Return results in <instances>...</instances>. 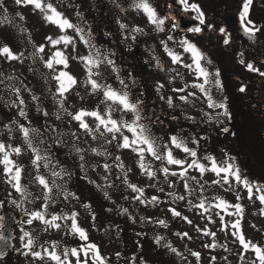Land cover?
I'll use <instances>...</instances> for the list:
<instances>
[{
    "label": "flooded vegetation",
    "instance_id": "1",
    "mask_svg": "<svg viewBox=\"0 0 264 264\" xmlns=\"http://www.w3.org/2000/svg\"><path fill=\"white\" fill-rule=\"evenodd\" d=\"M135 2L45 0L84 30L79 34L72 29H59L46 21L43 14L31 5H17L15 0L0 2V48L8 46L11 50H20L15 53L20 57L17 65L6 62L0 71V142L8 146L10 158L23 167L21 185L26 190V195L17 192L7 182L9 176L4 172L3 164H0V237H4L0 239V264H55L49 259L39 260L31 253L27 256L23 254L28 251L24 244L29 238L21 239L24 231L29 232L35 240L36 251H43V248H51L55 244V250L62 254L65 248L94 243L106 264H188L184 260L185 254L179 249V244L187 241V236L183 234L191 237L192 232L186 229L187 225L202 224L208 226L205 233L217 235L221 231L216 226L227 224V234L235 232L236 235L231 236V249L227 245L221 247L226 248L224 253L232 260L234 257L243 259L248 252L239 242L241 231L250 241L248 225L259 230L253 237L258 236L259 241L263 240L264 234L259 228L264 225V204L258 199V202H251L247 189L243 184H237L234 178L229 177V185L221 179L223 173L217 176L208 171L200 175L193 168L188 169L186 177L165 176L158 169L168 167L170 172H179L180 167L155 160L145 153V164L150 171L156 172V176L150 179L139 167L138 154L130 149L118 148L115 141L107 143L111 136L103 127L91 134L80 128L79 122L72 120L68 113L98 109L105 114L109 106L102 105L104 97L101 92L93 94L91 86L85 85L88 68L83 61L73 58V45L65 47L62 42L53 47L46 37H73L77 54L95 56L96 49H99L103 54L99 59L107 57L115 61L119 79L117 72L112 70L113 66L106 63L101 64L99 69H93L101 73V76L93 78L99 83L111 84L117 91L123 89L119 80L125 81L128 87L124 90L129 91L134 100L143 102V123L148 125L153 136L159 138L162 151L165 144L172 147L169 137L176 135L186 142L187 147L197 152L198 158L206 166L210 167L211 161H205L204 157H215L218 165L232 163L239 167L242 177L253 185L264 186V182L256 177V170L251 167L253 159L264 160V76L249 71L245 64L240 63L243 59L264 71V3L253 0L249 16L242 23L239 14L243 0H188L189 4H198L205 14L202 32L194 34L187 32L186 28L199 24L194 19L197 13L191 10L185 12L177 0H149L159 16L175 17V20L165 21L163 32L156 30L142 10L133 7ZM247 20L261 29L251 38L243 30ZM173 23H178L179 27L172 28ZM121 24L128 27L122 29ZM206 25L212 27L207 28ZM137 27L143 29V34L131 32ZM220 28H224L227 35L222 34ZM81 35L83 40L80 39ZM133 35L135 39H132ZM169 35L174 40L168 41V47L180 53L186 63H191L190 54L185 53L178 42L187 37L195 43L206 57L201 61L202 65L210 73L219 71V81L223 87L218 88L211 82L206 85L207 93L193 88V83H203V80L198 81L196 75L181 64L172 63L161 45V41L167 40ZM224 39H228L229 43L224 44ZM84 40L89 44H85ZM42 44L45 51L39 52ZM90 45H95V48ZM57 50L68 58L66 70L77 80V84L64 97L57 93L58 83L53 78L56 73L45 66V62ZM0 54L7 57L2 52ZM208 60H211L210 64ZM56 68L62 70L63 65ZM159 85L163 87L158 91ZM241 87L245 91L241 92ZM16 88L21 89L20 93L15 92ZM180 88L184 91H174ZM33 96L38 99H32ZM181 96H188V100H181ZM209 96L216 103L226 104L231 118L224 115V109L210 107ZM21 98L25 100L23 105L19 104ZM169 98L172 106L167 103ZM111 109L115 119L123 118L129 122L134 119L130 112L121 113L117 105L111 106ZM21 111L26 115H21ZM44 112L48 115L44 116ZM57 115L60 119L56 118ZM84 120L95 129L97 121L93 117L86 116ZM21 126L29 129L33 147L41 149L42 155L47 154L53 161L59 162L56 171L66 170L61 172V176L54 177L51 167H44L45 161H41L39 174L45 176L52 188L50 200L44 199L45 190L35 179L37 169L30 163L35 154L28 146ZM225 127L228 132L223 131ZM33 129L38 134L32 132ZM124 131L131 138L132 134ZM12 148H20L21 153L12 152ZM77 148L81 151L77 152ZM173 155L189 162L193 159L175 148ZM105 163L111 165L107 171L103 167ZM121 163L123 169L118 166ZM192 177H196L200 183L193 181ZM213 180L221 182L213 184ZM185 182L188 188H185ZM130 184L144 190L140 199L134 198L140 194L133 192ZM189 189L192 190L191 195ZM69 193L75 194L74 197ZM170 193L174 201L170 200ZM153 196L159 197L161 202L155 205L150 203ZM181 196L184 199H178ZM220 199L241 205L243 211L234 207H229L227 211L215 208ZM201 200L209 208L207 212L193 207ZM45 203L49 204V214L70 216L75 212L77 223L86 230L89 240L81 241L78 235L72 234L69 220L57 221L61 228L49 227L47 231L44 230L47 226L39 221L22 223L30 218L29 213L42 210ZM170 208H175L181 216H174ZM183 217H187L191 223ZM161 220L165 223H158ZM236 221L240 223L239 229L231 227ZM180 222L185 225L184 229L178 226ZM221 237L229 238L226 235ZM68 259L76 264L74 257L69 256Z\"/></svg>",
    "mask_w": 264,
    "mask_h": 264
},
{
    "label": "snow or ice",
    "instance_id": "2",
    "mask_svg": "<svg viewBox=\"0 0 264 264\" xmlns=\"http://www.w3.org/2000/svg\"><path fill=\"white\" fill-rule=\"evenodd\" d=\"M262 3H264V0H261ZM15 3L17 5H31L35 9H38L41 14H43L44 19L54 25H56L61 30H68L72 29L76 33H82L84 30L80 28L78 25L73 24L69 19L64 17L63 13L59 12L56 7L53 6L52 3H45V0H15ZM177 3L179 5L183 6V10L185 12L191 10L197 13L195 16V20L199 22L196 26H189L186 28L187 32H191L194 34H199L202 32V27L205 25V14L201 10L200 6L198 4H189L188 0H177ZM253 4V0H243L242 4V10L240 11L239 18L240 21L243 23L246 18L249 16L250 8ZM119 6V5H118ZM133 7L137 10H142L143 13L147 16L148 21L155 26L156 30L163 32L166 20H175V17H161L158 15L156 8L152 6V4L149 3V0H136V2L133 4ZM171 7V5H169ZM79 15V13H78ZM248 25H251L249 27ZM120 27L122 29H126L128 26L126 24H121ZM172 28H178V23H173L171 25ZM207 28H211L212 25H206ZM244 32L249 35V37H254L256 32L261 31L260 28H257L255 24L251 20H247V23L244 25L243 28ZM219 31L227 35L224 28H220ZM132 33H141L143 34V29L141 28H133L131 29ZM136 37L133 35L132 39H135ZM80 39L83 40V36H80ZM46 40L55 47L56 45L64 43L65 47H67L68 44L73 45V52H74V59H79L83 61L87 68H88V78L85 81V85L91 86V92L93 94L101 92L103 94V101L102 103L111 101L113 105H117L119 107V110L123 114L132 113L134 119L129 122L121 119H114L112 116V109L111 106H109L108 110L105 114H101V112L97 110H91L87 111L85 109H80L75 113H68V115L71 117L72 120L79 122V127L82 128L85 132L91 134L93 131H100V128L103 127L105 132L110 134L111 139L107 140V143L111 144L113 141L116 142L117 147L121 149H130L133 153L138 154L139 156V167L140 169L144 170L149 178H154L156 176V172L150 171L148 166L144 162L145 153L150 154L152 158L155 160L164 162L166 161L168 165H175L179 166L181 171L175 172L169 170L168 167H163L158 169V171H161L164 173L165 176H187L188 169L193 168L197 169L200 175H203L205 172L211 171L212 173H215L217 176H220L222 173L224 174L221 179L225 184H231V181L229 180V177L234 178L235 182L237 184H243L244 188L247 189L249 193V200H252L253 198V188L256 189L257 199L260 201L261 204H264V186L260 185H253L250 181H248L246 178L242 177L239 167L235 166L232 163H227L225 166H220L216 162L215 157H204L205 161H211V166H206L205 163H202L200 159L198 158V154L195 150L190 149L186 146V142L182 138H178L176 135H173L169 137V143L172 147H169L168 144L163 145V151L161 150V144L158 142L159 138L153 136L151 133L150 128L147 124L143 123V120L145 119L141 114V108L143 102L139 99H133L129 95V91H126L124 89H127V84H125V81L120 79L119 83L123 85V89L120 91H117L112 87L111 84L108 83H99L97 79H94L93 77H99L101 76V73L99 71H93V69H99L101 64H108L113 66V71L117 72V79H119L118 76V69L115 68V61L108 59L107 57H104L103 60L99 59L100 56L103 54L100 52L99 49H96L95 56H83L76 53L75 48V41L73 37L70 36H62L57 39H53L51 36L46 37ZM174 40V37L169 35L167 40H162L161 45L163 46L165 52L170 56L172 63L174 64H181L184 68L192 71L196 75V79L203 80V83H193L191 86L193 88H198L201 92L207 93L206 85L214 82L215 85L218 88H222L223 85L219 81L220 73L219 71H216L215 73H210L206 67H204L201 63L202 60H205V54L197 47L195 43H193L191 40H189L187 37L181 39L178 43L180 47L183 49L185 53L190 54L191 63L184 62L183 57L180 53L175 52L174 50L170 49L168 47V41ZM85 44H89V41L84 40ZM224 44H228L229 40L224 39ZM90 47L95 48V45H90ZM39 52L45 51V45H40ZM0 52L5 54L9 59H19L20 57L16 54H14L10 47L4 46L3 48H0ZM207 63H211V60H208ZM240 63L245 64L246 68L249 71L258 72L259 75L264 76V71H260L259 68L254 67L252 63H246L243 59H241ZM57 65H63L62 70H57ZM45 66L52 70V72L56 73L54 75V79L58 83L57 87V93L64 97L65 93L69 92L71 88L77 84V80L74 76H72L66 69L68 68V58L63 54V52L57 50L53 53V55L45 62ZM157 66L160 67L159 61H157ZM179 75V74H177ZM163 85H159L157 90L159 91V88H162ZM241 92L245 91L243 87L239 89ZM21 89L16 88L15 92L20 93ZM174 91L177 92H183L184 89H174ZM78 95V93H77ZM189 95H195V93H190ZM32 99L36 100L38 99L36 96H33ZM83 99V97H81ZM163 99V97H161ZM181 100L187 101L188 96H181ZM210 103V107L214 108H222L224 109V115L231 118V114L228 112L227 105L224 103H216L212 101L211 96L208 97ZM167 103L169 106H172V100L171 98L168 99ZM19 104L23 105L25 104L24 99H19ZM21 115H26L23 111H21ZM44 116H47L48 113L44 112ZM93 117L95 121H97V124L95 126V129L93 127H90V125L84 120V117ZM57 119H60V116L57 115ZM23 130V134L25 139L28 142V146L32 148V151L34 152V158L31 159L30 163L31 165L35 166L37 169V176L35 179L38 181L40 185L43 186V189L45 190V200H50L51 196L49 194L52 193V188L49 186L48 180L45 178L44 175L39 174V168L41 167V161H45L44 167H51L52 169V176L59 177L61 176V172H64L66 170L61 169V171H56V165L59 163L58 161H53L47 154H41V149L37 147H33L32 145V136L30 135V131L27 127L21 126ZM131 133V138L125 134V131ZM224 132H228V128L225 127L223 129ZM32 132H37V130L33 129ZM38 134V132H37ZM73 136H75V133H72ZM101 135H104L103 132H101ZM95 139V136L92 137ZM78 139V137H77ZM43 141H41L42 143ZM195 143H198V141H194ZM173 148L182 150L184 153L187 154L188 157H192L191 161L189 162L187 159H178L173 155ZM77 152H80L81 149L77 148ZM95 152V149L92 150ZM12 152H15L16 154L21 153L20 148H12ZM0 154H2V159H0V164H3L4 166V172L9 176L8 183L12 184V186L15 188L17 192H20L21 195H26V190L22 188L21 185V174L23 172V167L21 165H18L10 158V153L8 151V146H6L4 143L0 142ZM98 155L100 153H97ZM81 160L84 159L83 156L80 157ZM117 160H119V157H116ZM187 165V167H185ZM123 169L122 163L118 165ZM83 167V165H81ZM104 169L107 171L111 168L110 164L105 163L103 165ZM127 175V174H125ZM192 180L196 183H200L196 177H192ZM126 182V181H125ZM220 180H213V184H219ZM91 183V181H90ZM185 188H188L187 182H185ZM129 187L132 189L133 192L139 193L140 196L134 197L135 199H140L143 195L144 190L142 188L137 187L136 185L130 184ZM201 188H203V185H201ZM162 192L163 189H160ZM192 190L189 189V195H191ZM68 195H71L74 197L75 194L69 193ZM107 195V193H105ZM171 195V193L169 194ZM67 198V196H66ZM239 199V196H237ZM178 199H184L183 196L178 197ZM152 204H159L160 198L157 196L151 197V200L149 201ZM191 203V201H189ZM212 207L213 205H209ZM87 207V205H86ZM193 207H197L199 209H203L205 212L209 210L205 206L204 200H201L198 204L193 205ZM215 208H221L225 211L229 207H234L240 212L243 211L241 205L239 204H229L227 201H224L223 199H220V202L214 205ZM49 204L45 203L42 205V210L34 211L29 213L30 216L29 219L26 221H23L22 223L32 224L33 221H39L42 222L45 227V231L48 230V228H54L59 230L61 228V224L57 221L60 220H69L71 221L69 225V231L74 234L78 235L79 239L81 241H88L89 237L87 235V232L84 228L80 227L77 223L76 216L77 214L73 212L70 216L69 215H56V214H49L48 213ZM127 211V210H125ZM169 211L177 217L181 216V213L177 211L175 208H170ZM51 216L50 219H48V216ZM219 215V213H217ZM231 215V213H229ZM2 219V217H0ZM183 219L188 220L187 217H183ZM209 220H211V217H208ZM221 221L223 222V217H220ZM215 223V221H212ZM160 224H164V221H158ZM188 223H191L190 220H188ZM231 227L234 229L240 228L239 221H236L231 224ZM228 228L227 224H223L222 231L226 230ZM209 235H215V233H207ZM184 236H187V233L183 234ZM232 235H236L235 232L232 233ZM24 237H29L24 244V247L28 249L27 252H24L23 254L25 256L29 255L31 253L32 256L39 260H45L49 259L55 264H72V261L68 259L69 256H72L76 259V264H106L105 258L100 254L99 248L94 243H85L79 248H65L62 251V254L58 253L56 249V245L53 244L51 248H43V245L41 247L43 248V251H36L35 250V240L31 238V234L27 231L23 232ZM0 239H4V237H0ZM239 242L243 245L245 250H251L254 252L256 259L251 262V264H264V246L253 244L251 241L246 240L245 236L243 235V232H240L239 235ZM172 251H175L173 249ZM91 253V256H90ZM197 258H199V253H193ZM83 256V259L81 258ZM117 256H119V253H117ZM215 259V257H213Z\"/></svg>",
    "mask_w": 264,
    "mask_h": 264
},
{
    "label": "rangeland",
    "instance_id": "3",
    "mask_svg": "<svg viewBox=\"0 0 264 264\" xmlns=\"http://www.w3.org/2000/svg\"><path fill=\"white\" fill-rule=\"evenodd\" d=\"M17 51H20V50H12L14 54ZM17 61L18 59H8L4 55L0 54V71L3 69V67H5L4 64L6 62L10 63V65L12 64V66H15L17 65L16 64ZM102 105L103 106L104 105L113 106L111 101L105 102ZM251 167L252 169L256 170V172L258 173V176L256 177L260 178L264 182V160L253 159V161L251 162ZM257 170H260V171H257ZM257 195L258 193H256V190H254L253 198L251 202H258L256 198ZM169 198L171 201L175 200L173 195H169ZM178 226L179 227L182 226L183 227L182 229L185 228V225L183 223H181V225H178ZM248 226H249L248 232H249V235H251L250 241L253 244L264 246V238L262 241H259V239L257 238L258 236H255V238L253 237L254 233L259 230L254 229L253 227L255 226H251V225H248ZM207 228L208 226L205 227L202 224H200V226L199 225L197 226L192 225L191 227L190 225L186 226V229L190 230L192 234H191V237L189 234L187 235V241H182L179 244V249L183 251V253L185 254L184 260L188 264H243L242 262H244V264H251V262L256 259L254 252H252L251 250L250 251L247 250L248 252L244 254L243 259L242 257H239V258L234 257L233 259L234 261H233L229 256L226 255V253H224L226 248L221 247L222 245H224V247L225 245H227L228 249L232 248V240H231L232 235L227 234V232H229L228 229L222 231L221 230L222 226L218 225L216 226V228L217 230H220L221 232H218L217 235L213 237H209L207 236V233H205V230H207ZM259 229L264 234V225H262ZM224 235L228 236L229 238L223 239L221 236H224ZM193 253H199L200 254L199 258L193 255ZM213 257H215V259H213Z\"/></svg>",
    "mask_w": 264,
    "mask_h": 264
},
{
    "label": "water",
    "instance_id": "4",
    "mask_svg": "<svg viewBox=\"0 0 264 264\" xmlns=\"http://www.w3.org/2000/svg\"><path fill=\"white\" fill-rule=\"evenodd\" d=\"M0 2H2V0H0Z\"/></svg>",
    "mask_w": 264,
    "mask_h": 264
}]
</instances>
